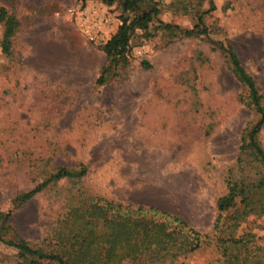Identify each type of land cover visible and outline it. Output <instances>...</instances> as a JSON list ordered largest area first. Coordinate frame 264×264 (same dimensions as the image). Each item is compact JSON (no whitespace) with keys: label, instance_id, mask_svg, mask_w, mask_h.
<instances>
[{"label":"rangeland","instance_id":"rangeland-1","mask_svg":"<svg viewBox=\"0 0 264 264\" xmlns=\"http://www.w3.org/2000/svg\"><path fill=\"white\" fill-rule=\"evenodd\" d=\"M154 1L162 21L189 29L201 16L206 34L136 28L113 68L101 45L121 24L117 1L0 0L17 20L8 55L0 20V209L11 210L17 236L42 245L65 197L76 196L60 179L15 205L57 166L82 162L86 195L156 208L201 233L211 231L228 177L253 173L239 138L258 116L219 43L264 93V0ZM257 138L264 147V125ZM247 226L264 241V215ZM212 255L197 250L184 264ZM20 263L56 264L0 242V264Z\"/></svg>","mask_w":264,"mask_h":264},{"label":"trees","instance_id":"trees-1","mask_svg":"<svg viewBox=\"0 0 264 264\" xmlns=\"http://www.w3.org/2000/svg\"><path fill=\"white\" fill-rule=\"evenodd\" d=\"M102 1L107 4L117 1L123 13L116 32L101 45L108 59L107 67L115 68L124 61L136 28L147 33L149 26L156 24L157 28L171 34L177 30L183 36L207 32L201 16L189 29L162 21L154 0ZM213 9L211 1L209 10ZM0 20L5 24L2 52L8 55L17 20L8 16L3 8H0ZM219 44L234 77L247 91L245 102L258 118L241 131L239 138V152L250 157L253 173L246 177H228L226 191L214 201L216 214L209 233H201L182 218L156 208L113 203L86 195L83 177L87 170L80 162L78 167H55L48 178L13 200L16 206H20L51 183L60 179L71 180L76 196L65 197L68 201L65 211L49 227L42 245L32 244L12 233L9 224L11 210L1 209L0 242L56 264H184L197 250L213 254L207 264H264V241L259 242L248 226L242 229L249 217L254 222L264 215V147L257 138L264 125V93L244 69L234 49ZM107 72V68L102 70L96 84L105 81Z\"/></svg>","mask_w":264,"mask_h":264}]
</instances>
